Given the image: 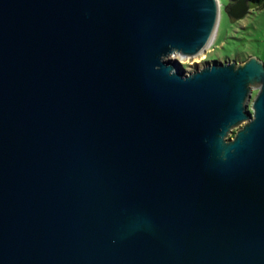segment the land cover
Listing matches in <instances>:
<instances>
[{"label":"water","instance_id":"1","mask_svg":"<svg viewBox=\"0 0 264 264\" xmlns=\"http://www.w3.org/2000/svg\"><path fill=\"white\" fill-rule=\"evenodd\" d=\"M220 10L0 0V264H264V61L171 57Z\"/></svg>","mask_w":264,"mask_h":264},{"label":"rangeland","instance_id":"2","mask_svg":"<svg viewBox=\"0 0 264 264\" xmlns=\"http://www.w3.org/2000/svg\"><path fill=\"white\" fill-rule=\"evenodd\" d=\"M220 2L219 23L208 49L194 57H181L178 53L171 55L179 59L187 72L213 63L212 58L222 62L243 61L251 55L264 61V8L251 6L250 11L238 20L226 14L227 0Z\"/></svg>","mask_w":264,"mask_h":264},{"label":"trees","instance_id":"3","mask_svg":"<svg viewBox=\"0 0 264 264\" xmlns=\"http://www.w3.org/2000/svg\"><path fill=\"white\" fill-rule=\"evenodd\" d=\"M229 2L234 0H228ZM250 6L256 7V8H264V0H248ZM228 57V56H226ZM212 60L216 61V58H212Z\"/></svg>","mask_w":264,"mask_h":264},{"label":"flooded vegetation","instance_id":"4","mask_svg":"<svg viewBox=\"0 0 264 264\" xmlns=\"http://www.w3.org/2000/svg\"><path fill=\"white\" fill-rule=\"evenodd\" d=\"M227 2H229L228 0H227ZM231 2V1H230ZM257 93V91H255V93H254V95Z\"/></svg>","mask_w":264,"mask_h":264}]
</instances>
